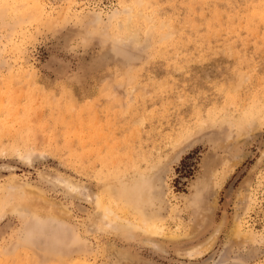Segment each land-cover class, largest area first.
I'll return each instance as SVG.
<instances>
[{"label": "rangeland", "instance_id": "rangeland-1", "mask_svg": "<svg viewBox=\"0 0 264 264\" xmlns=\"http://www.w3.org/2000/svg\"><path fill=\"white\" fill-rule=\"evenodd\" d=\"M0 264H264V0H0Z\"/></svg>", "mask_w": 264, "mask_h": 264}, {"label": "bare ground", "instance_id": "bare-ground-1", "mask_svg": "<svg viewBox=\"0 0 264 264\" xmlns=\"http://www.w3.org/2000/svg\"><path fill=\"white\" fill-rule=\"evenodd\" d=\"M196 220V219H195Z\"/></svg>", "mask_w": 264, "mask_h": 264}]
</instances>
